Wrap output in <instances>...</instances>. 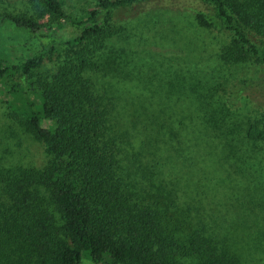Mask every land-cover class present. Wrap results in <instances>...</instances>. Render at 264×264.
Segmentation results:
<instances>
[{
    "label": "trees",
    "instance_id": "1",
    "mask_svg": "<svg viewBox=\"0 0 264 264\" xmlns=\"http://www.w3.org/2000/svg\"><path fill=\"white\" fill-rule=\"evenodd\" d=\"M144 1L94 0L79 14L66 12L62 0H22L30 12L0 10V28L36 41L17 62L0 54V94L7 116L44 155L38 166L0 155V264H251L250 249L264 242L261 222L250 229L232 210V200L247 196L244 185L217 203L215 194L206 197L207 169L196 180L173 172L191 169L197 154L212 155L260 186L252 174L264 164V0L191 7L197 26L227 37L219 61L263 68L257 79L223 87L220 99L199 92L198 104L179 117L166 106L120 103L94 82L102 70L97 52L119 33L118 11ZM66 26L65 39L47 34ZM243 100L254 108L241 119Z\"/></svg>",
    "mask_w": 264,
    "mask_h": 264
},
{
    "label": "rangeland",
    "instance_id": "2",
    "mask_svg": "<svg viewBox=\"0 0 264 264\" xmlns=\"http://www.w3.org/2000/svg\"><path fill=\"white\" fill-rule=\"evenodd\" d=\"M62 1L64 10L73 14L90 9L94 4V0ZM199 4L198 0H147L119 10L114 19L119 33L115 32V36L111 37L95 56L97 62L102 65V70L94 77L98 91L110 89L116 99L120 96V103L135 108L151 110L170 107L179 117L181 111L198 104L194 97L198 96L199 92L209 91L213 98H219L224 90L226 93L228 85L238 79H257L259 71L263 68L261 64L251 61L243 64H225L219 61L218 52L227 37L217 30L203 29L196 25L191 7ZM2 9L30 12L28 3L23 4L22 0H0V10ZM71 31L72 28L66 26L55 33L49 30L47 34L65 39L70 36ZM12 33L11 27L0 28V54L11 62H17L21 56L33 49L36 41L32 38L24 40L23 35L13 38ZM50 38L51 36H46L43 40ZM184 81L188 82V86ZM223 87L225 89L221 90ZM188 89L196 92L186 94ZM4 99L0 94V155L9 164H42L44 155L41 145L7 116ZM197 99L202 101V97ZM250 108L254 107L245 100L241 101L236 108L237 118L251 113ZM115 120L117 121V118ZM196 156L190 160V163H195L194 166L191 169H182L180 175V167L176 166L173 172L176 173L177 179L184 176L196 180L201 173L200 169H207L208 171H205L209 177L204 186L206 197L215 194L218 196L215 198L217 203L223 200V194L238 196L236 189L244 185L243 193L247 196H242V201L232 200L236 204V208L232 210L245 218V224H251L250 229H254L252 225L256 224V221L261 222V232L264 236V164L257 169L258 172L252 174L260 182V186L256 188L249 182L251 175L248 176L249 181H246L237 171L233 172L229 163L221 161L220 164L212 155ZM178 157L181 156L177 155ZM246 159L247 162L251 161ZM231 175L234 176L233 179H229ZM233 192L235 194H232ZM232 214L229 217L238 215L234 212ZM247 241L249 242L248 239ZM255 251L251 264H254V261L264 264V242L256 250L250 249V252Z\"/></svg>",
    "mask_w": 264,
    "mask_h": 264
}]
</instances>
